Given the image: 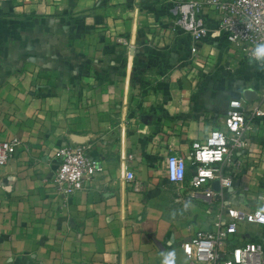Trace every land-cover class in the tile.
Masks as SVG:
<instances>
[{"label":"crops","instance_id":"obj_1","mask_svg":"<svg viewBox=\"0 0 264 264\" xmlns=\"http://www.w3.org/2000/svg\"><path fill=\"white\" fill-rule=\"evenodd\" d=\"M182 1L0 3V141H20L0 165V264H163L169 252L189 264L182 244L221 210L188 197L194 145L225 128L235 99L252 125L227 205L264 208V58L218 32L193 57ZM77 144L103 171L64 203L57 153ZM170 153L187 161L183 189ZM252 241L264 244V225L240 226L229 247Z\"/></svg>","mask_w":264,"mask_h":264},{"label":"built area","instance_id":"obj_2","mask_svg":"<svg viewBox=\"0 0 264 264\" xmlns=\"http://www.w3.org/2000/svg\"><path fill=\"white\" fill-rule=\"evenodd\" d=\"M207 9L215 12V26L210 23ZM175 13L178 14L177 24L191 37L193 57L200 53L204 38L218 32L230 43L240 46L245 59L262 61L253 53L257 45L264 44V0H184ZM251 125V114L245 110L243 102L231 100L225 128L213 129L203 142L194 145L192 156L196 171L190 180L188 197L209 207L219 200L221 210L211 226L198 229L182 244L189 264H264L261 242L229 247V241L240 226L264 225V211L260 208L244 211L227 205V196L234 184L229 168L232 163H239L238 157L247 148ZM19 143L18 138L0 141V165L6 164L16 153ZM90 151V144L69 145L58 150L59 163L54 171L53 186L64 203L103 171ZM187 168L184 157L176 153L168 155V179L179 189L185 188ZM127 178H135L133 171L127 173ZM173 264H176L174 260Z\"/></svg>","mask_w":264,"mask_h":264},{"label":"clouds","instance_id":"obj_3","mask_svg":"<svg viewBox=\"0 0 264 264\" xmlns=\"http://www.w3.org/2000/svg\"><path fill=\"white\" fill-rule=\"evenodd\" d=\"M253 55L257 60L264 58V44H259L256 46ZM264 211V208L261 209ZM174 253H167L164 257L163 264H173Z\"/></svg>","mask_w":264,"mask_h":264}]
</instances>
